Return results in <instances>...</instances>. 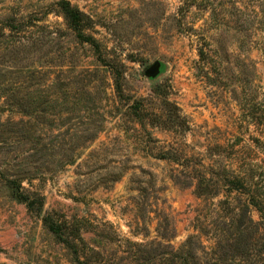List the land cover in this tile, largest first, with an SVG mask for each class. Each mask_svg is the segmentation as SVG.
<instances>
[{
  "label": "rangeland",
  "instance_id": "rangeland-1",
  "mask_svg": "<svg viewBox=\"0 0 264 264\" xmlns=\"http://www.w3.org/2000/svg\"><path fill=\"white\" fill-rule=\"evenodd\" d=\"M263 116L264 0H0V264H255Z\"/></svg>",
  "mask_w": 264,
  "mask_h": 264
},
{
  "label": "trees",
  "instance_id": "trees-1",
  "mask_svg": "<svg viewBox=\"0 0 264 264\" xmlns=\"http://www.w3.org/2000/svg\"><path fill=\"white\" fill-rule=\"evenodd\" d=\"M60 5L65 13V17L74 26L81 39L96 47L95 40L91 36L85 35L84 32L86 29V16L78 9L73 8L69 2L62 1ZM227 185L232 191L245 192L249 199V202L243 204L242 208L231 218L229 230L232 232L226 237L225 242L229 252H233V254L228 255V259L232 263H234L236 257H240L242 260H248L251 257V245L259 243L260 250L263 251L259 253L255 264H264V202L262 200L264 197L255 192L252 194L251 190L246 186L245 181L238 178H234L233 180L228 179ZM199 187L200 191L202 189V192L208 193L207 188H202L203 182L200 183ZM251 208L256 209L261 219L260 221H254L251 216Z\"/></svg>",
  "mask_w": 264,
  "mask_h": 264
},
{
  "label": "water",
  "instance_id": "water-1",
  "mask_svg": "<svg viewBox=\"0 0 264 264\" xmlns=\"http://www.w3.org/2000/svg\"><path fill=\"white\" fill-rule=\"evenodd\" d=\"M159 71H158V67L156 65H153L148 71H147V75L152 76V77H156L158 75Z\"/></svg>",
  "mask_w": 264,
  "mask_h": 264
}]
</instances>
